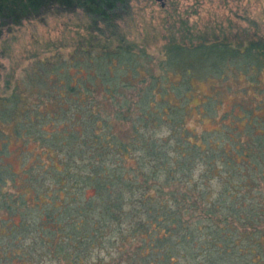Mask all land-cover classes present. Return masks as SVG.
I'll use <instances>...</instances> for the list:
<instances>
[{
  "label": "trees",
  "instance_id": "obj_1",
  "mask_svg": "<svg viewBox=\"0 0 264 264\" xmlns=\"http://www.w3.org/2000/svg\"><path fill=\"white\" fill-rule=\"evenodd\" d=\"M130 13L0 0V37L83 20L0 95V264H264V35L178 20L154 56Z\"/></svg>",
  "mask_w": 264,
  "mask_h": 264
},
{
  "label": "rangeland",
  "instance_id": "obj_2",
  "mask_svg": "<svg viewBox=\"0 0 264 264\" xmlns=\"http://www.w3.org/2000/svg\"><path fill=\"white\" fill-rule=\"evenodd\" d=\"M130 12L119 26L127 38L154 56L159 54L167 28L171 24L177 27L178 20L185 21L192 33L213 29L230 36L242 31L264 35V0H130ZM81 18L79 14H61L4 29L0 37V95L6 84L19 82L31 53L39 52L47 41L82 32Z\"/></svg>",
  "mask_w": 264,
  "mask_h": 264
}]
</instances>
